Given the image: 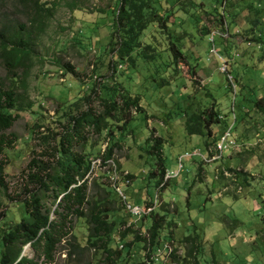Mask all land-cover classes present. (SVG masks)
<instances>
[{
  "label": "rangeland",
  "instance_id": "1",
  "mask_svg": "<svg viewBox=\"0 0 264 264\" xmlns=\"http://www.w3.org/2000/svg\"><path fill=\"white\" fill-rule=\"evenodd\" d=\"M54 1L56 11L44 32L32 39L24 67L16 71L19 79L7 73L10 64L0 51V84L21 97L19 118L10 129L0 132L9 144L0 155L5 169L0 215L9 210L19 215L16 206L35 191L27 182L30 161L47 162L70 116H78L88 106L98 110L97 96L104 95L101 88L111 86L109 91L116 97L124 89L139 95L142 111L132 110L126 128L115 133L121 147L113 150L107 164L103 165L100 157L94 158L98 151L99 156L105 154L110 144L107 139L89 134L83 148H76L80 155L89 154L91 161L89 194L98 191L92 188L93 180L113 189L104 175L109 177L119 167L124 175L134 176L130 189L124 190L129 203L141 206L154 202L158 189V178L151 177L156 175L155 160L145 150L148 138H161L166 172L177 170L178 156L192 152L198 156L184 158L183 170L158 191L155 213L164 215L166 221L160 242L169 240L178 247L183 237L197 235L201 242L199 264H264V119L251 109V102L264 88V0H190L201 8H197L199 22L176 12L175 24H168V30L173 36L183 31L188 34L176 43L182 46L180 61L189 67L196 64L191 75L186 72L188 67L182 66L181 77H170L168 71L164 74L165 68L155 77V66L140 59L134 71L112 63L107 42L113 32L110 14L117 0ZM202 9L221 16L222 26L208 20L212 16H206ZM29 18L19 4L0 0L1 37L19 35L24 40L23 29L32 27ZM203 26L207 33L200 35L198 28ZM212 31L218 34L213 42L217 55L209 53ZM259 36L260 45L255 41ZM222 62L228 72L222 70ZM24 74L25 91L20 81ZM163 79L170 85L165 86ZM93 92L88 103L86 97ZM211 106L225 116L228 128L233 122L232 108L235 116L241 117L230 132L235 147L223 153L222 159L209 157L208 151L214 153L213 139L185 130L186 118ZM49 129H54L55 135L45 141L42 134ZM205 142H209L207 147ZM112 196L118 214L127 217V226L135 224L132 228L136 229L141 219L130 218L118 194ZM124 228L121 226V231ZM71 233L75 243L84 247L88 234L85 222H73ZM133 239L129 234L124 241ZM114 240L117 250L125 255L118 234ZM66 247L63 240L59 250ZM135 249H130L132 261L142 258ZM64 254L57 252L52 264H75L67 263ZM93 254L94 250L83 251L78 262L95 264ZM177 254L183 255L184 250L179 248ZM21 255L33 257L31 247L24 246ZM38 264H43L42 260Z\"/></svg>",
  "mask_w": 264,
  "mask_h": 264
},
{
  "label": "trees",
  "instance_id": "2",
  "mask_svg": "<svg viewBox=\"0 0 264 264\" xmlns=\"http://www.w3.org/2000/svg\"><path fill=\"white\" fill-rule=\"evenodd\" d=\"M12 1L28 11L29 21L32 23V27L23 29L26 32L24 40L19 35L11 39L0 36V51L4 55L5 63L10 64L7 73L19 79L16 71L24 67V60L28 57L27 48L34 37L44 32L57 6L54 0ZM197 8L200 6L190 0H117L110 14L113 32L110 33L107 42L112 63L125 66L126 71L130 68L134 71L133 69L138 67L136 60L138 62L140 59L143 63L155 66V77L161 76L160 70L163 68H165L164 74L168 71L170 77L176 75L181 77L184 70L182 66L185 65L188 67L186 72L189 75L196 72V64L189 67L187 63L180 61L182 46L176 44L188 34L183 31L182 35L173 36L168 30V24H175V14L178 11L199 22ZM202 11L206 16H212L213 19L208 20L222 26L221 16H215L210 10L202 9ZM198 29L200 35L207 33L204 26ZM259 40L260 36L255 40L258 45H260ZM212 44L210 54L212 49L215 50ZM223 64L225 62H222L221 66ZM224 71L228 72L226 65ZM26 78V74L20 78L24 91ZM162 82L165 86L170 85L168 80L163 79ZM229 86L231 89V85ZM110 88L112 89L111 86L101 88L104 95L97 96L98 110L88 106L87 110L78 116H70L68 126L54 143L51 158L47 162L32 159L28 164L27 182L35 186V191L16 206L20 210L17 217L12 213L13 210L4 211L0 215V264H38L39 260H42L43 264H52L57 252L65 253L67 263L80 264L78 258L85 250L88 252L94 250L95 264H199L201 242L197 235L183 237L178 247H173L169 240L166 243L160 242V233L166 221L164 215L155 213L156 202L154 204L150 200L145 205L139 206L129 203L127 198L130 206L144 207L145 210L152 209L139 217L128 215L130 218L141 219L139 226L133 229L132 226L135 224L127 226V217H121L114 207L115 201L112 195L117 196L114 189L102 187L93 180L92 188L98 191L94 192L93 196L89 194L88 178L91 174V161L89 154L80 155L76 148L79 146L83 148L89 134L107 139L110 144L107 145L105 154L99 156L98 151L94 157H100L103 165L107 164L113 158V150L121 147V142L117 139L118 131L128 125L131 111L135 110L136 113L142 111L139 95H132L122 87L123 93L116 97L111 95ZM93 95L95 92L92 96L86 97L88 103ZM20 98L12 89L4 88L0 84V132L10 129L19 118ZM251 103V109L264 119V88L262 94ZM232 118L233 122L228 128L225 116L219 115L216 108L211 106L186 118L185 130L188 134L205 133L207 139H213L214 153L208 151V154L209 157L217 156L215 148L217 142L226 130L230 129L231 132L237 119L238 121L241 119L235 116L233 108ZM113 127L119 130L116 131ZM54 135V129H49L47 133L42 134V138L46 141L48 137ZM233 142L235 145L236 142L234 140ZM147 144L145 152L155 160L156 175L152 174L151 177L158 178L155 183V187L158 188L156 189L158 201V191L172 179L164 180L166 169L162 139L150 137L147 139ZM8 145L0 136V155ZM208 145L209 142H205V146ZM201 169L200 167L199 171ZM4 171V165L0 164V192L5 191ZM113 173L117 175L116 184L121 186L122 190L128 187L130 189L131 181L134 180L133 175H124L118 167L109 177L104 175V178L110 179ZM198 178L200 180L199 175ZM125 181L128 184L122 186ZM80 219L85 222L88 232L84 247L75 243L71 233L73 222ZM121 226H125L123 231L120 229ZM115 234L119 235V242L122 243L125 255H122L121 250H117ZM129 234L133 235L134 239L127 243L124 240ZM63 240H66L67 247L59 250ZM26 245L32 249L31 258L21 255L22 248ZM134 247L142 253V258L137 256V260L132 261L130 249ZM179 248L184 250L183 255L177 254Z\"/></svg>",
  "mask_w": 264,
  "mask_h": 264
},
{
  "label": "built area",
  "instance_id": "3",
  "mask_svg": "<svg viewBox=\"0 0 264 264\" xmlns=\"http://www.w3.org/2000/svg\"><path fill=\"white\" fill-rule=\"evenodd\" d=\"M217 33L212 31L209 34V40L211 43L214 42L215 38L217 37ZM213 45V44H212ZM212 54H216L215 50H211ZM222 70H225V64L222 65ZM230 129L226 130L222 137L220 138V140L217 142L215 148L217 151V156L221 157L223 153L228 152L230 150H232L234 148V142L231 139V135H230ZM193 156H198V153L196 152H192L190 154L185 153V155H180L177 157L176 161H177V170L175 172H166L164 180H169V179H173L175 178L182 170H183V159L184 158H189V157H193ZM212 159H214V156L211 157ZM118 180V177L115 173H113L112 177L110 178L111 181V186L114 189V191L118 194V196L121 198L124 208L126 210V212L128 214H131L132 216H140L141 214H147L148 212H150L152 209L148 208V209H144V207H139V206H130L128 203V200L126 198V194L124 192V190H122V187L117 185L116 182ZM128 184L127 181H125L122 186H126ZM162 186V185H160ZM156 200L154 201L155 204Z\"/></svg>",
  "mask_w": 264,
  "mask_h": 264
},
{
  "label": "clouds",
  "instance_id": "4",
  "mask_svg": "<svg viewBox=\"0 0 264 264\" xmlns=\"http://www.w3.org/2000/svg\"><path fill=\"white\" fill-rule=\"evenodd\" d=\"M234 147H235V145H234Z\"/></svg>",
  "mask_w": 264,
  "mask_h": 264
}]
</instances>
